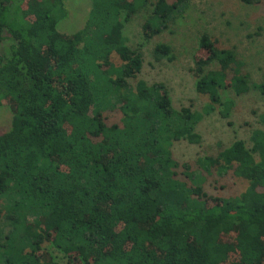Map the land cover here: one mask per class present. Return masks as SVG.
Returning <instances> with one entry per match:
<instances>
[{
    "label": "trees",
    "instance_id": "obj_1",
    "mask_svg": "<svg viewBox=\"0 0 264 264\" xmlns=\"http://www.w3.org/2000/svg\"><path fill=\"white\" fill-rule=\"evenodd\" d=\"M187 2L91 0L82 28L64 33L63 0H0V106L12 112L0 133V264H60L54 253L69 264H264V130L195 168L172 152L201 142L204 115L229 118L221 90L264 95V72L251 80L235 51L204 32L194 89L208 102L177 109L164 83L137 78L143 54L124 34L142 15L150 40ZM170 53L153 49L156 60ZM212 173L246 186L210 195L203 174Z\"/></svg>",
    "mask_w": 264,
    "mask_h": 264
},
{
    "label": "rangeland",
    "instance_id": "obj_2",
    "mask_svg": "<svg viewBox=\"0 0 264 264\" xmlns=\"http://www.w3.org/2000/svg\"><path fill=\"white\" fill-rule=\"evenodd\" d=\"M63 2L66 15L60 20L57 28L60 32L74 33L85 23L91 0ZM143 22L144 17L138 15L126 23L124 28L128 45L139 48L143 54L142 68L137 78L148 84L164 83L177 109L191 106L192 110L201 111L202 106L208 102L205 95L198 94L194 89L195 57L200 55L198 42L204 32L217 39L221 47L235 51L237 58L244 62L243 70L248 72L251 80L259 82L262 79L264 0L251 5L240 0H188L186 7L176 15L168 28L148 41L143 37ZM158 43H164L171 48L170 60L154 58L153 49ZM112 61L116 65L120 63L115 55ZM131 84H134L133 80ZM220 92L223 100L233 102L229 118H223L219 110L204 115L196 127V131L201 135L199 144H191L185 140L173 144V156L179 162H190L195 168V160L198 157L215 155L237 138L243 139L249 146L251 131L264 130V124L258 119V115L264 112V95L257 91L237 95L231 89ZM119 116L117 111L107 112L108 121H118ZM11 121L10 108L0 106V133L10 129ZM203 175V187L210 195L233 196L243 191L246 186L245 180L230 173L221 176L216 173ZM54 254L60 264H69L65 256L60 253Z\"/></svg>",
    "mask_w": 264,
    "mask_h": 264
}]
</instances>
